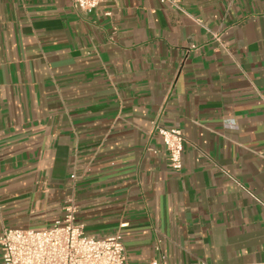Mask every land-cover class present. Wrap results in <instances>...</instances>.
<instances>
[{
  "label": "crops",
  "instance_id": "obj_1",
  "mask_svg": "<svg viewBox=\"0 0 264 264\" xmlns=\"http://www.w3.org/2000/svg\"><path fill=\"white\" fill-rule=\"evenodd\" d=\"M68 198L130 264H264V0H0V234Z\"/></svg>",
  "mask_w": 264,
  "mask_h": 264
},
{
  "label": "built area",
  "instance_id": "obj_2",
  "mask_svg": "<svg viewBox=\"0 0 264 264\" xmlns=\"http://www.w3.org/2000/svg\"><path fill=\"white\" fill-rule=\"evenodd\" d=\"M104 1L107 0H72V3L75 8L89 10ZM154 131L165 146L169 166L180 170L184 144L180 130L155 125ZM63 210L62 219L45 230L3 228L0 234L2 264H130L119 233L107 237L87 235L84 226L75 221L73 198L66 200ZM147 264L166 263L154 259Z\"/></svg>",
  "mask_w": 264,
  "mask_h": 264
}]
</instances>
